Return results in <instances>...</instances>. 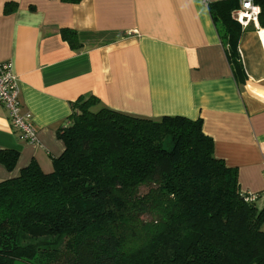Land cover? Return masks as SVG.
<instances>
[{"label": "trees", "instance_id": "trees-1", "mask_svg": "<svg viewBox=\"0 0 264 264\" xmlns=\"http://www.w3.org/2000/svg\"><path fill=\"white\" fill-rule=\"evenodd\" d=\"M241 1L207 2L237 80L247 27L232 12ZM254 2L264 27V0ZM60 32L81 47L74 30ZM98 104L94 96L72 103L50 172L31 160L0 181V264H264V208L245 200L236 168L213 156L201 118L152 120ZM18 157L0 150L8 171Z\"/></svg>", "mask_w": 264, "mask_h": 264}, {"label": "crops", "instance_id": "crops-1", "mask_svg": "<svg viewBox=\"0 0 264 264\" xmlns=\"http://www.w3.org/2000/svg\"><path fill=\"white\" fill-rule=\"evenodd\" d=\"M62 29L74 30L81 47L71 48ZM261 32L259 21L242 31L245 75L237 80L204 0H0V63L11 61L36 129V141L25 140L0 104V150L19 152L11 171L0 163V181L31 160L50 172L64 149L57 131L72 103L94 96V110L201 118L213 156L236 168L240 192L258 193L255 205L264 208Z\"/></svg>", "mask_w": 264, "mask_h": 264}, {"label": "built area", "instance_id": "built-area-1", "mask_svg": "<svg viewBox=\"0 0 264 264\" xmlns=\"http://www.w3.org/2000/svg\"><path fill=\"white\" fill-rule=\"evenodd\" d=\"M204 1L208 2V0ZM259 13L260 6L254 0H242L240 7L232 12V16L242 28H246L250 24L257 26ZM0 104L7 112V119L12 129L25 140L35 142L36 129L30 112L23 109L20 101L17 77L13 73L11 61L0 63ZM262 179H264V171H262ZM242 195L248 202H255L258 197V193H242Z\"/></svg>", "mask_w": 264, "mask_h": 264}, {"label": "rangeland", "instance_id": "rangeland-1", "mask_svg": "<svg viewBox=\"0 0 264 264\" xmlns=\"http://www.w3.org/2000/svg\"><path fill=\"white\" fill-rule=\"evenodd\" d=\"M211 1H213V0H211ZM140 191H141V193H144V192H146V188L143 187V188H141ZM143 219H144L145 221H148V220H150V217H149V216H144ZM15 264H34V263L16 261Z\"/></svg>", "mask_w": 264, "mask_h": 264}, {"label": "bare ground", "instance_id": "bare-ground-1", "mask_svg": "<svg viewBox=\"0 0 264 264\" xmlns=\"http://www.w3.org/2000/svg\"><path fill=\"white\" fill-rule=\"evenodd\" d=\"M260 35H261V38L264 39V32H261Z\"/></svg>", "mask_w": 264, "mask_h": 264}]
</instances>
